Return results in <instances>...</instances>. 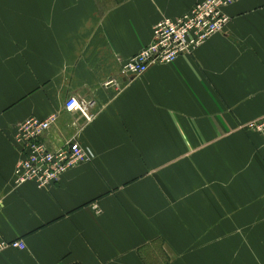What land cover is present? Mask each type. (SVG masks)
Masks as SVG:
<instances>
[{
  "label": "crops",
  "instance_id": "1",
  "mask_svg": "<svg viewBox=\"0 0 264 264\" xmlns=\"http://www.w3.org/2000/svg\"><path fill=\"white\" fill-rule=\"evenodd\" d=\"M203 1L0 0V239L26 245L0 264H264V136L246 128L264 116V0L225 8L192 55L123 76L160 21ZM30 118H54L49 151L93 161L16 186Z\"/></svg>",
  "mask_w": 264,
  "mask_h": 264
},
{
  "label": "built area",
  "instance_id": "2",
  "mask_svg": "<svg viewBox=\"0 0 264 264\" xmlns=\"http://www.w3.org/2000/svg\"><path fill=\"white\" fill-rule=\"evenodd\" d=\"M236 1L205 0L181 17L163 19L153 29L151 44L124 65L123 76L139 77L152 66L170 65L183 56L192 55L210 38L224 31L230 18L223 10ZM113 83L111 81L108 85ZM91 107L76 98H70L66 103L68 111L79 112L87 122L93 120ZM53 121L54 118H30L19 124L14 136L21 156L15 169L16 186L34 182L38 188L47 189L58 183L71 168L93 161V151L78 144L57 152L49 151L39 137L49 130ZM246 127L264 136V116L249 122ZM8 248L24 250L26 245L23 241L0 239V252Z\"/></svg>",
  "mask_w": 264,
  "mask_h": 264
},
{
  "label": "trees",
  "instance_id": "3",
  "mask_svg": "<svg viewBox=\"0 0 264 264\" xmlns=\"http://www.w3.org/2000/svg\"><path fill=\"white\" fill-rule=\"evenodd\" d=\"M15 146H16V145H15ZM1 240L5 241L4 239H1Z\"/></svg>",
  "mask_w": 264,
  "mask_h": 264
},
{
  "label": "rangeland",
  "instance_id": "4",
  "mask_svg": "<svg viewBox=\"0 0 264 264\" xmlns=\"http://www.w3.org/2000/svg\"><path fill=\"white\" fill-rule=\"evenodd\" d=\"M247 128V127H246Z\"/></svg>",
  "mask_w": 264,
  "mask_h": 264
}]
</instances>
